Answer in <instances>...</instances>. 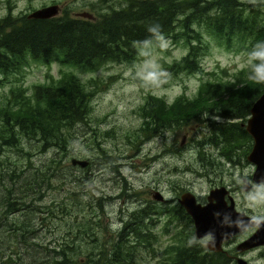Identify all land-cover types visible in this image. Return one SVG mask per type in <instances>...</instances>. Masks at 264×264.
<instances>
[{
	"label": "trees",
	"instance_id": "16d2710c",
	"mask_svg": "<svg viewBox=\"0 0 264 264\" xmlns=\"http://www.w3.org/2000/svg\"><path fill=\"white\" fill-rule=\"evenodd\" d=\"M119 3L123 5L119 6ZM116 5L110 7L106 15L100 16L96 12L95 20L72 18L67 12L43 20L28 16L13 18L9 12L0 19V84L21 73L30 61L48 64L58 59L64 65L85 72H96L107 63L132 65L139 48L162 38L179 37L186 38L188 50L169 69L176 73H201L200 58L208 50L203 32L227 49L239 45L237 47L248 60L254 50L264 51V24L261 21L256 27L258 11L252 4L245 5L239 0H117ZM249 75L247 66L240 73L242 77L234 83L204 81L193 102L181 98L168 104L148 96L139 108L145 140L159 136L167 129L187 126L198 120L203 111L211 113L214 110L228 113L231 119H247L253 103L264 93V84L254 83ZM244 83L248 86L243 89ZM96 92L88 90L73 73H69L62 74L57 80L51 79L47 84L34 86L31 95L19 86L12 88L0 105V156L3 148H13L26 162L17 168L7 158L0 160V192L4 193L0 196V208H5L0 218V232L3 233L4 226L1 221H11L10 217L20 212L19 219L10 223L6 230L8 238H13L14 242L0 247V259H21L16 250L21 243L23 253L29 259L36 258L38 245L30 241L42 230L46 220L43 215H53V212L49 207L40 209L33 204L40 202L48 190L66 189L67 204H59L57 208L61 216L69 219L72 216L65 224L69 238L64 244H55L52 251L45 249L52 254L41 263H136L135 255L131 256L132 248H129V234L140 236L150 214L146 210L131 214L130 221L123 223L122 231L107 253L96 238L99 220L94 221L97 216L90 217L87 212L101 211V204L92 205V198L85 201L81 187L83 177L66 179L72 167L65 163L73 133L90 117ZM201 102L212 104L202 106ZM234 128L237 142L244 140L246 145V159L252 139L240 125H220L217 132H221L223 142L227 144ZM31 149L35 150L34 154ZM33 155L50 157L35 166ZM69 184H74L78 193H71ZM193 235L192 231L185 232L182 241L171 252L174 256L168 264H224L223 255L208 251ZM27 264H33V261Z\"/></svg>",
	"mask_w": 264,
	"mask_h": 264
},
{
	"label": "rangeland",
	"instance_id": "374dc122",
	"mask_svg": "<svg viewBox=\"0 0 264 264\" xmlns=\"http://www.w3.org/2000/svg\"><path fill=\"white\" fill-rule=\"evenodd\" d=\"M239 1L255 6L258 11L256 27L261 21L264 24V0ZM116 3L117 0H0V19L9 12L13 18H21L44 7L57 6L55 17L67 12L72 18L95 20L96 12L100 16L106 15L110 7H117ZM203 35L208 50L200 58L201 73H176L169 69L188 50L186 38L179 37L162 38L139 48L132 65L107 63L96 72H85L64 65L58 59L48 64L30 61L21 73L8 77L0 84V105L10 89L19 86L31 95L34 86L47 84L51 79L57 80L62 74L73 73L88 90H97L92 98L90 117L73 133L65 163L71 166L70 160L74 158L87 161L88 166L83 169L72 166L69 172L72 176L68 173L66 179L71 181L74 177H83L81 187L82 194L86 195L85 201L92 198V205L101 204V211L93 209L87 212L90 217L97 216L94 221L99 220L96 238L107 253L122 231L123 223L130 221L131 214H137L138 210H146L150 214L140 236L129 234V248H132L131 256L135 255V264H168L174 256L171 252L182 241L185 232H194L192 221L189 222V217L178 203L181 194L190 192L198 203L204 204L208 192L219 184V179L224 177L223 183L234 189L241 177L248 178L253 171L254 165L249 162L248 165L245 159L244 140L237 142L235 138L236 128L227 144H224L221 132H217L220 125L227 127L235 124L244 129L242 125L247 119H231L228 113L203 111L198 120L191 121L187 126L167 129L159 136L145 140L139 108L148 96L165 102L181 98L193 102L198 97L202 82L218 80L234 83L247 68L248 57L239 50V45L227 49L204 32ZM247 86L244 83L243 89ZM211 104L201 102L202 106ZM30 152L34 154L35 150ZM1 153V161L7 158L17 168L26 163L13 148L5 147ZM49 157L33 155L32 163L38 166ZM69 185L71 193H78L73 188L74 184ZM155 192L161 194L164 202L152 199ZM65 195L66 189H51L40 202L33 204L40 209L49 207L53 212V215H43L46 217L45 224L30 241L38 245L36 258L29 259L23 253L21 243L16 249L21 259H0V264H27L32 261L33 264H42V259H49L52 254L47 251H52L55 244H64L68 240L65 224L72 216L70 219L61 216L57 208L59 204H67ZM249 197L257 201L255 194ZM254 200L248 204L252 212L264 206V201L256 203ZM4 213L5 208L1 207L0 218ZM19 214L9 216L11 221H1L4 226L3 233L0 232V247L14 242L13 238H8L6 230L10 223L19 219ZM204 241L196 240L205 247Z\"/></svg>",
	"mask_w": 264,
	"mask_h": 264
},
{
	"label": "water",
	"instance_id": "95a60500",
	"mask_svg": "<svg viewBox=\"0 0 264 264\" xmlns=\"http://www.w3.org/2000/svg\"><path fill=\"white\" fill-rule=\"evenodd\" d=\"M58 13L57 6H48L40 10L33 11L28 15L29 19H50L54 18ZM246 133L252 138L253 146L247 160L253 165H257V169L253 174L255 182L264 180V93L253 103L250 110V117L246 124L242 125ZM71 166L81 169L88 166L87 161L72 158ZM259 178V179H258ZM224 190H216L211 192L208 197V204L201 206L196 203V199L190 192L183 193L178 203L183 207L189 216L194 227V236L197 240L209 238L206 247L213 251H221L223 243L238 233L254 227L256 220L237 213L233 203L229 206L223 200ZM152 199L156 202H163L164 199L159 192H155ZM213 199L216 203H213ZM264 233V228L262 229ZM264 244V236L252 235L244 244L246 248H252L256 244V240ZM240 250V246L238 248ZM239 264L241 262L239 261Z\"/></svg>",
	"mask_w": 264,
	"mask_h": 264
},
{
	"label": "flooded vegetation",
	"instance_id": "af4514ba",
	"mask_svg": "<svg viewBox=\"0 0 264 264\" xmlns=\"http://www.w3.org/2000/svg\"><path fill=\"white\" fill-rule=\"evenodd\" d=\"M248 165L250 164L248 163ZM252 167H253V171L251 175H249L248 178L241 177L240 181L238 182V184L235 186L234 189L223 183L224 182V177H223L222 179H219L218 185L213 186L212 189H210V191L206 196L204 204H200L196 201V203H198L199 205L205 206L208 204V197L210 196L211 192L223 189L224 190L223 200L227 204V206H229L232 202L234 209L237 211V213L243 214L257 221L254 227L238 233L237 235L230 238L227 242L223 243L221 246L222 249L219 252H213L206 247L209 238H203L199 240L200 242L201 240L203 241L204 239L205 241L207 240L206 242L204 241V246L208 251L214 254L218 253L223 255L224 256L223 259H226V261L224 260V264H239V261L241 262V264H264V244H261L258 238L255 243L256 245L254 247L246 248V246L244 245L252 235L264 236V233L262 232V229L264 228V206L257 208L256 212H252L251 209H249L250 205H248L251 204L252 200H254V198L251 199L249 197L250 195H254V194L256 195L257 201L254 200L256 203L264 201V180L258 182H255L253 180V173L254 171H256L257 165ZM213 203H216L215 199H213ZM239 246H240V250H238ZM233 254H235L237 257H234Z\"/></svg>",
	"mask_w": 264,
	"mask_h": 264
},
{
	"label": "clouds",
	"instance_id": "9594fccd",
	"mask_svg": "<svg viewBox=\"0 0 264 264\" xmlns=\"http://www.w3.org/2000/svg\"><path fill=\"white\" fill-rule=\"evenodd\" d=\"M155 32L156 29H150ZM250 71L249 79L254 83L264 84V51L254 50L250 54V60L248 62ZM173 101L169 100L166 103L171 104Z\"/></svg>",
	"mask_w": 264,
	"mask_h": 264
},
{
	"label": "bare ground",
	"instance_id": "6f19581e",
	"mask_svg": "<svg viewBox=\"0 0 264 264\" xmlns=\"http://www.w3.org/2000/svg\"><path fill=\"white\" fill-rule=\"evenodd\" d=\"M249 117H250V116H249ZM249 117H248V118H249ZM248 118H247V119H248ZM244 130H245V129H244ZM251 139H252V138H251ZM252 141H253V140H252ZM247 157H248V156H247ZM246 160H247V158H246ZM247 161H248V160H247ZM248 162H249V161H248ZM249 163H250V162H249ZM254 166H255V165H254ZM258 179H259V178H258Z\"/></svg>",
	"mask_w": 264,
	"mask_h": 264
}]
</instances>
